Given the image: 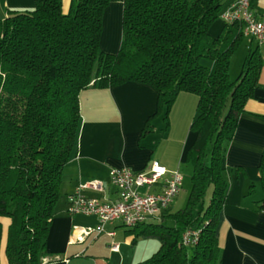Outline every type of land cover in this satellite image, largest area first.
Wrapping results in <instances>:
<instances>
[{
	"label": "trees",
	"instance_id": "trees-1",
	"mask_svg": "<svg viewBox=\"0 0 264 264\" xmlns=\"http://www.w3.org/2000/svg\"><path fill=\"white\" fill-rule=\"evenodd\" d=\"M109 3L71 0L65 14L62 0H35L33 10L0 21V255L6 240L9 264H42L63 169L78 149L80 94L133 82L158 93L156 116L166 120L179 94L198 98L185 158L193 170L187 205L172 213L174 202L159 220L131 228L135 240L161 244L141 264H222L217 226L229 192L227 152L238 115L259 87L263 55L249 51L231 79L244 28L226 24L218 38L210 36L223 0H124L120 50L105 54ZM150 128L151 120L145 132ZM259 170L264 192V150ZM256 211L264 213V196ZM2 219L10 221L6 236ZM189 231L199 238L185 246Z\"/></svg>",
	"mask_w": 264,
	"mask_h": 264
},
{
	"label": "crops",
	"instance_id": "crops-1",
	"mask_svg": "<svg viewBox=\"0 0 264 264\" xmlns=\"http://www.w3.org/2000/svg\"><path fill=\"white\" fill-rule=\"evenodd\" d=\"M123 1L110 0L105 10L100 41V49L105 54H117L120 50ZM233 1L223 0V11ZM62 3L63 12L67 14L71 0H62ZM34 8L35 0H0V21H4L10 11L24 12ZM253 10L262 14L264 0H254ZM225 27L222 21L217 20L210 28V36L218 38ZM242 47L245 58L249 51L258 48L264 58V43L244 35L239 49ZM233 60L237 61L233 58L232 63ZM79 100L81 128L78 149L63 169L61 196L46 240L49 254L42 264H141L160 249V242L149 243L147 238L135 240L136 235L129 231L125 232L127 236H120V221L107 224L105 233L99 236L92 234L78 240L82 236L74 232V227H96L98 219L69 216L68 196L80 185L100 181L104 191L87 189L84 194L88 198L117 203L119 193L110 180L112 169L128 168L141 173L157 161L168 171L181 172L186 153L195 138L191 124L198 98L193 94H179L168 120L164 115L156 116L158 93L140 83L129 82L110 88L89 87L81 92ZM238 119L227 152L229 192L217 226L222 264H264V213L256 211V203L263 198L259 168L264 150V66L255 97L246 103ZM149 120L151 128L145 132ZM164 185L163 180L151 189L152 193L162 192ZM1 222L6 236L10 221L2 219ZM108 233H114V236L110 237ZM5 242L1 249V264H9ZM112 244H117L119 250L112 251Z\"/></svg>",
	"mask_w": 264,
	"mask_h": 264
},
{
	"label": "built area",
	"instance_id": "built-area-1",
	"mask_svg": "<svg viewBox=\"0 0 264 264\" xmlns=\"http://www.w3.org/2000/svg\"><path fill=\"white\" fill-rule=\"evenodd\" d=\"M254 0H234L221 14L226 24L240 23L244 28V35L253 38L258 43H264V12L257 14L253 10ZM112 185L118 190L117 203L105 202L96 198H88L84 191H104L103 183L93 181L80 185L68 196L67 214L71 217H96V227H74V232L81 234L78 240L95 234L105 233V226L114 222H122L129 228L157 221L161 214L178 198L183 187V175L179 170L168 171L159 162L151 163L147 171L135 173L128 168L112 169L110 172ZM165 182L162 192L152 193L151 189ZM200 232L189 231L183 237L185 246L198 241ZM110 237L114 233H108ZM112 251H118L119 246L112 244Z\"/></svg>",
	"mask_w": 264,
	"mask_h": 264
},
{
	"label": "rangeland",
	"instance_id": "rangeland-1",
	"mask_svg": "<svg viewBox=\"0 0 264 264\" xmlns=\"http://www.w3.org/2000/svg\"><path fill=\"white\" fill-rule=\"evenodd\" d=\"M218 20L222 21L226 25V23L221 18L218 19ZM242 49H243V47L241 48V50L239 49L238 52H237L238 54H236L233 57L234 59L236 58L237 61L233 60L232 67L230 69V76H231L232 80H235L238 77V75L240 74L241 70H242L241 66L244 63L243 60H244L245 54H246V53L243 52ZM181 172H182V174L184 176V185H183V189H182V192H181V195H180V198H179L178 202L176 204H174L172 206V208H171L172 213H176V212H178L180 210H183L186 207L187 202H188V198H189V195H190V192H191V189H192V180H191L192 172H193L192 167L187 165V164H185V163H183ZM259 187H260V191L262 192V196H264V192H263L262 186H259ZM209 200L210 199L208 198L207 199V204H208ZM169 225H171V223ZM120 226L121 227L118 229V234L120 236H123V237L127 236L125 234L126 231L133 230V229H131L129 227L124 226L123 224H121ZM147 239H148L147 241H150L149 243H151L153 241H156L155 243H159V241L157 239H155V238H147Z\"/></svg>",
	"mask_w": 264,
	"mask_h": 264
}]
</instances>
